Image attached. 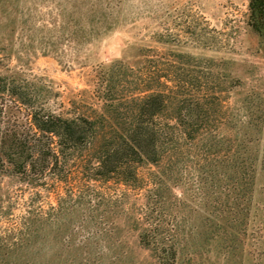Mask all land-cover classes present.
Here are the masks:
<instances>
[{"label":"trees","instance_id":"trees-1","mask_svg":"<svg viewBox=\"0 0 264 264\" xmlns=\"http://www.w3.org/2000/svg\"><path fill=\"white\" fill-rule=\"evenodd\" d=\"M247 24L264 40V0H248ZM163 59L116 58L93 70L90 90L64 96L52 81L13 65L0 37V179L36 194L61 185V200L97 201V208L108 197L107 204L121 207L120 227L135 232L161 264H174L187 257L189 244L196 247L176 215L188 180L197 181L195 194L223 232L246 226L257 164L264 170V104L253 119L248 102L225 105L228 90L220 87L228 76L213 66L197 73L190 55L179 54L170 66ZM3 197L0 218L9 215ZM131 200L140 205L124 212ZM35 211L26 210L20 233L33 234L41 223ZM209 218L207 240L215 230ZM8 240L0 237V264H22Z\"/></svg>","mask_w":264,"mask_h":264},{"label":"rangeland","instance_id":"rangeland-1","mask_svg":"<svg viewBox=\"0 0 264 264\" xmlns=\"http://www.w3.org/2000/svg\"><path fill=\"white\" fill-rule=\"evenodd\" d=\"M247 22L248 0H0V37L12 64L52 81L64 96L90 90L93 70L116 58L140 60V54H148L170 66L179 54L190 55L197 60V73L213 66L222 78L228 76L220 87L228 90L222 93L228 94L226 106L246 101L251 117L258 119L254 108L264 104V40ZM234 80L240 87L232 88ZM252 139L259 152L260 135L253 133ZM186 176L191 178V172ZM188 181L185 205L176 215L196 247L189 244L187 257L174 264H264L260 164L250 214L239 234L219 228L217 215L195 194L197 181ZM55 188L36 194L0 179L2 206L9 210L0 218V237L20 250L22 264H161L135 232L120 227L121 207L107 204L108 197L97 208V201H63L56 193L63 192L62 186ZM139 205L131 200L124 212ZM28 208L41 218L29 235L17 230ZM208 218L215 230L207 240L203 222Z\"/></svg>","mask_w":264,"mask_h":264}]
</instances>
